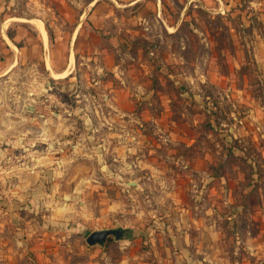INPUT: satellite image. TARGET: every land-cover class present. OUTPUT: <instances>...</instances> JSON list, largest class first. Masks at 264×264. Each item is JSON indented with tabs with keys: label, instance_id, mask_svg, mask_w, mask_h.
I'll return each mask as SVG.
<instances>
[{
	"label": "rangeland",
	"instance_id": "374dc122",
	"mask_svg": "<svg viewBox=\"0 0 264 264\" xmlns=\"http://www.w3.org/2000/svg\"><path fill=\"white\" fill-rule=\"evenodd\" d=\"M110 1L0 0V262L264 264V0H159L169 32Z\"/></svg>",
	"mask_w": 264,
	"mask_h": 264
},
{
	"label": "crops",
	"instance_id": "0c3cea01",
	"mask_svg": "<svg viewBox=\"0 0 264 264\" xmlns=\"http://www.w3.org/2000/svg\"><path fill=\"white\" fill-rule=\"evenodd\" d=\"M107 1H110V0H107ZM118 2H120V4H118ZM114 3L118 7L132 8V10H133L132 14L129 15V23L130 24H136L137 22L139 24L146 23V22H148L147 16L149 14H152V17L156 21L159 20L161 23H163L166 26V30L168 32L171 31V29H175V26L173 27L169 24H166V22H165L166 19L163 16L164 13L162 10L163 5L159 2V0H114ZM219 4H221V3L219 2ZM92 12L94 13L93 15H96V18H97V15L99 14L100 10L97 8V9L93 10ZM0 15H1V13H0ZM105 16L107 18H109L111 16V12L105 14ZM148 28L149 27H144L143 29L147 30ZM9 31H10L9 28H7L6 25L4 26V24H0V82H1L2 78H4L5 76L12 77L14 75L15 67L18 66V62L21 59L20 58L21 57L20 56V53H21L20 50L22 49L21 48L22 45L19 43V40H16L18 35L20 34L18 26L14 29L13 32H11L10 35H9ZM105 31H106V33H108L109 30L106 29ZM42 42H43V40H42ZM259 44H260V46L264 45V41L259 42ZM42 47L44 48V42H43ZM260 53L261 54H259V53L256 54L255 61H256V64L258 66V71L260 73V76L264 80V71H261V67H260V59L262 58V60L264 61V52H260ZM9 57H10V61L8 60ZM12 89H13V87H12ZM238 92H243V91H238ZM108 95L111 96V94H108ZM108 95L105 97H106L107 101L109 102L110 99L108 98L109 97ZM241 100L244 101V97L241 96ZM251 101H252V103L248 104V105H250L249 106L250 115L248 117L251 118L252 124L250 123V125H251V127H253L251 129L250 133L253 137L252 139H254L255 141L259 140V144H264V119H263V117H264V103L260 104V103H258V101H255L253 99ZM109 107H110V109H112L111 113H112V111H115V110L118 111V113H119V110H117L113 104L109 105ZM34 109L36 112L37 108H34ZM107 112H109V111H107ZM120 112L122 114H124V112L122 110H120ZM52 114L54 115L55 113H52ZM56 116L60 117V115H56ZM237 120H238V124H239L238 125L239 130L241 132H243V131L247 132L248 124L246 123V117L238 118ZM113 121H115V120L112 117L111 118L112 124L110 123L112 125V127H114L113 125H115L117 123V122H113ZM53 122L58 124V121L56 119H54ZM106 122L109 124V121H106ZM120 122L122 123V125L125 124V120L120 121ZM50 123H51V121L49 118L43 119V126L42 127L44 130H46V132H47V130H50ZM116 125H118V124H116ZM105 126L106 125H104V127ZM107 130H109V129H107ZM44 134L42 137L43 141H45V139L49 138V135H46V137H45ZM104 134L105 133H101L100 136L105 137V138L106 137L112 138V137H116V136L118 137V135L115 134L114 132H112V130L109 131V133H107L105 135ZM125 135L126 134L123 133V134H120L119 137H121L122 139H125L124 138ZM97 139H99V138L97 137ZM106 141H109V140L106 139ZM259 144H257V146H260ZM262 153L264 155V149L262 150ZM0 155H1V152H0ZM1 168H2V165L0 164V174H3L4 171L3 170L1 171ZM6 170H7L6 171L7 174H10V172L12 171V169L8 170V168H6ZM11 191L13 192V190L8 189L5 192L3 191V193H8ZM1 256L2 255L0 254V259H1ZM8 256L9 255L7 254L6 257H8ZM0 264H4V263L0 262Z\"/></svg>",
	"mask_w": 264,
	"mask_h": 264
},
{
	"label": "water",
	"instance_id": "95a60500",
	"mask_svg": "<svg viewBox=\"0 0 264 264\" xmlns=\"http://www.w3.org/2000/svg\"><path fill=\"white\" fill-rule=\"evenodd\" d=\"M127 230L122 229H107V230H100V231H94L90 233L86 237V243L89 246L93 245H104L106 241L113 237L116 240L123 239Z\"/></svg>",
	"mask_w": 264,
	"mask_h": 264
}]
</instances>
